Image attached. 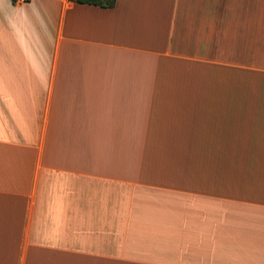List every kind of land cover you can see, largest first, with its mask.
I'll list each match as a JSON object with an SVG mask.
<instances>
[{"label":"crops","instance_id":"crops-1","mask_svg":"<svg viewBox=\"0 0 264 264\" xmlns=\"http://www.w3.org/2000/svg\"><path fill=\"white\" fill-rule=\"evenodd\" d=\"M0 264H264V0H0Z\"/></svg>","mask_w":264,"mask_h":264},{"label":"trees","instance_id":"trees-1","mask_svg":"<svg viewBox=\"0 0 264 264\" xmlns=\"http://www.w3.org/2000/svg\"><path fill=\"white\" fill-rule=\"evenodd\" d=\"M79 4H88L104 8H114L117 0H70Z\"/></svg>","mask_w":264,"mask_h":264},{"label":"built area","instance_id":"built-area-1","mask_svg":"<svg viewBox=\"0 0 264 264\" xmlns=\"http://www.w3.org/2000/svg\"><path fill=\"white\" fill-rule=\"evenodd\" d=\"M17 5H23L28 3L30 0H12Z\"/></svg>","mask_w":264,"mask_h":264}]
</instances>
